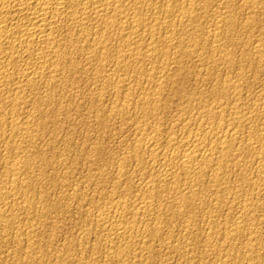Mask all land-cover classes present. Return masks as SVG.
<instances>
[{
	"label": "rangeland",
	"instance_id": "1",
	"mask_svg": "<svg viewBox=\"0 0 264 264\" xmlns=\"http://www.w3.org/2000/svg\"><path fill=\"white\" fill-rule=\"evenodd\" d=\"M205 1L207 3L208 8L205 11V13H204V10L202 12L200 11V13L205 15L204 16V15L201 14V19H200V21L202 22V23L200 22L201 26L203 24V26H202L203 28L201 27L203 30H206L207 27H208L207 29L209 30L213 26L214 21L216 20L215 17H217L219 14H223L225 12H228L231 15V18L229 20H227L228 22H226V24H229V25H226V30L227 31L224 34L221 43H222V46H224V51L225 52H227V51L231 52V53L234 52L232 54L233 57H234L233 66L228 67L227 65L225 66L224 62H219L221 65L218 64L216 66V68H212L211 65H210V60H209L210 59L209 54H208L209 51L208 52L205 51L203 56H201V55L199 56V55L195 54V55H193L194 57L193 56L188 57V58H191L193 61L188 59V58H186L184 61L182 60L185 63V64L183 62L181 63L182 69H183L182 71H181V69H178L179 67L181 68V65L179 63L176 64L172 59H169V60L165 61L166 63L164 62L163 65L167 64L169 66L167 67V65H165V67L164 68L162 67V70L160 69L159 71L166 72V76L171 74V75H169V79H167L166 77L164 78L163 75H158L157 73L159 71L155 72V74L154 73H150L151 71L149 72V69L151 70L153 68V66L149 62H145V61H141V60H133V61H130V63L133 66V64L136 62L137 64H134V65H136L135 67H137V68L135 69L134 66L133 67L131 66L132 68H130L129 72H128L130 74L127 73L126 75H129L128 77H131L133 79V80L131 79L133 84L131 83L132 85L128 86V88L130 87V90L134 93L133 94L134 96L132 95L134 98L133 99H132V97L126 98V96L124 94L125 93L124 91L121 92V90H120L119 91L120 93L117 94L114 91L112 92V90H111V92H110L109 89L107 91L106 90L104 91L101 88L102 85H101L100 81H101L102 78H100V76L102 74L104 75V74H106L108 72V70H109L108 63L109 62L117 61L116 58H115L118 55V52H116L118 50V47H116L117 44L109 52L110 53L109 57L110 58H111V56H114V57H112L111 59L109 58L108 62L103 64V66H102V63H100L92 54L87 55L86 52L84 54V53H81V52L79 53V52L76 51V46H77L78 49H80L82 47L83 48H87V46L89 45L90 41L88 42V44H87V41H85L83 39H82L83 40L82 41L80 39V37H77V35L79 33V30L76 29V28H72L70 30V32L68 33V34L71 33L72 35L75 34V36H76V37L75 36L72 37L73 38V40H72L73 43L72 44H74L76 42V41L74 42V37L77 40V42L78 41H80V42H78V44L72 45L73 47H71V45H70L71 43L69 41H67L71 37V34H70V36H67V37L65 36V39L62 42V46H64L62 49H63L64 52H67L69 56L72 53L71 57L74 54V56L72 57L74 59H75V55L77 56L76 57V60H77L76 68L78 67V69L71 68L69 66V64H71L69 62L71 60V57H69L67 55V59H66L67 63L65 62L67 68L65 70V74H62L64 77L62 75H61L62 77L59 76V78L60 79L62 78V79L61 80L58 79V81H59V82H57L58 86L56 85L53 90H52L51 86H49V88H51V90H49V93L47 95V92H48L47 90L49 88L46 89V87L48 85H50V83H49V81H47L48 80L47 76H44L43 77L44 79L40 78L41 80L39 79V81H38L39 84L37 83L38 84L37 86H39V87L36 86L35 89H33L31 91H29V89H28V91L26 90V92H25V98H26L25 100L26 101L24 100V102L21 104V106H18V114H19L18 116H19L20 119L23 118V115H24V118H26V116H28V118L32 117V118H30V119H32L31 121H33V120L35 121V122L33 121V125L31 127L32 138L30 139V141L33 144L29 143L30 141L28 142L29 144L28 143L24 144L25 150H26V151L25 150L24 151L26 153L15 149L16 147H13V149H12L11 146H12L14 140L18 141V140L21 139V137L18 134L13 137V140H12V138L9 137L8 129L11 126V124H9L11 120L8 119V118H10L8 115H10V111H11L10 109L11 108L9 109V107L6 104H5L6 105L5 107H4L3 104H0V107H2V106L4 107V108L3 107L1 108V111L5 110V109L6 110L9 109L8 110L9 112L8 111L6 112V110L3 111V112H5L4 113V117L6 118L5 119L6 121L5 120L4 121L7 123L8 127L6 126V123L4 121H2L3 124L0 123V129H1L0 130L1 131L0 132V156H1L0 157V163H1L0 164L1 165L0 166V174H1L0 175V178H1L0 179V185H1L0 188L1 189L4 188V190L2 189L3 190V199L4 198H6V200L9 199L10 196H11L10 194L12 193L11 189L9 188L10 185L6 184L8 180L10 181V176H11L10 173L7 171L8 170L7 168H10V166L12 165L13 160H14V162L15 161H20V160H22L24 158H28L30 156L28 158L31 161L30 162V166H29L28 170H26L30 174L29 173L28 174L27 173H23L25 175L22 174L23 175L22 177L24 179H26V180H27L28 177H30V178H28L30 180L29 181L27 180L30 185H29V187L27 189L26 188L24 189L26 192L24 190L23 191H24V194H26V196L29 194L30 197L32 199H34L33 206L34 205L35 206L33 207V209H35V207L37 208L35 211L32 209L30 213H24V212H20L19 213V212L16 211L17 219H15V222L13 221V223H12V222L9 221V224L4 223V222L0 223V264H95V263L96 264H117V263L118 264H185V262H186V264H219L220 260H224V259H225L224 261L226 263H228V264H233V263L234 264H248L247 258H246L247 257V253H248V255L249 254H251V255L253 254L252 251H251L252 243L249 240V239H251V235L248 236L249 233L248 234L244 233L243 235L237 236L238 238L235 237L236 239L234 238L235 239V240L233 239L234 241L233 240H230V241L229 240H224L222 231L219 228L220 226H223V225H225V226H227V224L231 225L233 222L236 221L237 214L235 213V209H233V208L238 206V203H242L243 200L244 201L246 200L247 203L250 202V204H254V206L256 207L255 209H257L256 210L257 214L255 213L256 215L255 214L251 215L253 217H249V219H247V222H248L247 224L250 227H253V228L257 227L256 233H258L257 236H258V239H259V245H258L259 247L258 246L255 247V251H257L258 253L253 254V255L257 256L259 254L258 255L259 259L257 260L258 261L257 264H264V239H263L264 238V219H263L264 218V214H263L264 213L263 212L264 211V192H263L264 191V186L259 189L257 187H254L253 185H250V186L248 185L247 186V184H244L241 181V179L239 180L240 177L236 176L238 174V170L236 168L232 170V167L234 168V164H235L234 162L230 161L229 168H231V169L228 170L229 171L228 174H230V175H228V178H227V181H226L228 186H230V188L232 187L231 191H228V190L224 191V190H220V189L217 190L213 185L210 184V182H208V179H207V181L205 183H202L201 188L205 189V187H206V189H207V186H208V188L210 186V189H207L208 191L205 189L209 195L206 193V195H205L206 199H204L202 203H200V202H197V204L193 203L192 204L193 206L191 205L187 209L186 208L185 209H181L180 206L177 207V206L173 205V203L175 201L174 199L176 198V194H174L173 190H171L170 193H166L167 196H165L166 194H164L163 196L160 195V196L152 199L151 202H153V200H154L153 204L151 203L153 206L150 204L151 205V209H153L152 210V213H153L152 216H148L142 210L144 197H146V195H148V193L146 194V192H148V183L154 180L153 178H155V176L158 174V172H160V168L158 167L157 164H155V162H153L150 158H148L149 157L148 155H144L140 159V160H143V161H140L141 163H138L136 157L134 156L135 155L134 154L135 150H133V147H134V149L136 148L135 145L137 144V140H138L137 134H135V133H137V131H134V130H136L137 127H145V128H148V129H151V128L154 127V129L155 128L158 129V130L161 129V131L165 132L164 136L162 137L163 139L167 136V134L168 135L172 134L171 136H173L175 134H176L175 136H178V135L182 136V134L183 135H187V132L184 129H182V126H184L183 124H185L186 121L189 122L188 118L190 119V121L193 119L191 121L192 124H193L196 121L203 119V115L205 114V112H202V111L207 110V106H208V108L209 107L211 108V107H215L216 105L220 106V104H222L221 107H223V108L218 109L219 111L217 110V112H216L217 115H216V118L214 120L216 123H214V121L211 122V124L213 123L212 124L213 127L219 126L218 125L219 123L220 124L222 123V125H224V124L227 125V124H229V123H227L228 121H231L230 123H232L233 122L232 118L229 115L233 114L234 112L235 113L238 112V110L239 111L243 110V111H241L242 112L241 114H243V113H245L247 111L248 112H255L257 114V116L254 117L256 119L253 120L254 121V126L255 127L257 126V129L260 130V133L263 134V136H264V110H263L264 109V107H263L264 106V61H263L264 60V58H263L264 57L263 56L264 53L262 55L263 57L257 56L255 54V51L253 50L254 47L257 45V43H260V44H262L264 46V0H260V1L259 0H245V1L244 0H237V2H236V0H233V2L231 4L232 6H228V8H230V10L228 8H226L225 5L221 4L220 0H214V2H212L213 0H211V1L210 0L209 1L205 0ZM246 1L247 2H250V1L252 2L253 1L255 3V6L257 4V6L255 7V10L252 9V10L249 11L248 9H244V8L242 9V7H243V5H244V3ZM211 2H212V4H211ZM259 2L263 6H261ZM209 4H210L211 8H209ZM202 5H204V3ZM211 5L214 6L215 8L212 7ZM217 5H218V7H216ZM259 5H260V7H259ZM219 6H221L222 8L219 7ZM233 6H235V8L236 7L237 8L235 9ZM220 8H221L222 11L220 10ZM214 9H218V10L213 11ZM224 9L227 10V11H225ZM235 10H236V12H235ZM223 11H225V12H223ZM215 12H216V14H215ZM213 13L215 14V17H214ZM206 15H209V16H206ZM250 15H252V16H250ZM235 17H236V19H235ZM244 18H245V20H244ZM207 19H208V21H207ZM233 19H234V21H232ZM230 20H231V24H230ZM236 21L237 22L239 21L238 22L239 27H236V26H238V24H236L237 23ZM244 21H245V23H244ZM209 22H212V23H209ZM207 23H208V25H207ZM230 28H232V29H230ZM238 29H240V30H238ZM228 30H230L231 32L228 31ZM234 31H236V32L234 33ZM227 32L228 33L230 32L229 35H228ZM163 34H165V32H163ZM232 34H235V35H232ZM168 37H171L172 39H174V41H177V40H179L180 35H178V34H173V35L169 34ZM134 41H138L137 42V43H139L138 46L142 47V49H143V47L146 46V42L144 40L142 41V40L135 39ZM84 42L87 44V46H85L86 44H84ZM225 42H227V44ZM254 42H255V45H254ZM142 43H144V44H142ZM228 43L230 44L229 46H228ZM234 43L237 44V45H235ZM239 43H240V46H239ZM82 44H83V46H82ZM162 46L164 48H167L166 46H168V44L164 42V43H162ZM237 46H239V47H237ZM68 47L70 49H68ZM230 47H233V49L231 50ZM74 48H75V50H74ZM65 49H67V50H65ZM114 49H116V51H113ZM206 50H208V49H206ZM69 52H70V54H69ZM127 52L128 51H126V50L123 51V53L125 55L131 53V52H128V53ZM242 52H243V54H242ZM253 53H254L255 56L253 55ZM249 54H251V56ZM247 55H249V58L247 57ZM244 56H246V57H244ZM256 56H257V58H256ZM89 57H91V58H89ZM199 57H200L201 60L199 59ZM219 57L220 56H218V59H219ZM260 57H261L262 60L260 59ZM157 58L158 59L156 61L159 62L157 64H160V63L163 62L162 58L161 59L159 57H157ZM112 59H114V60H112ZM258 59H259V61H258ZM90 60L92 62L94 60H97V61H94L95 63L90 64V63H92ZM256 60H257L258 64L256 63ZM170 61H171L172 64L170 63ZM198 61H199V63H197ZM139 62H141V63H139ZM155 63L153 64L154 66H155ZM139 64H141V65H139ZM239 64H240V66H239ZM98 65L99 66L101 65V67H103V69L101 67H99ZM105 65H106V67H105ZM147 65H149V66H147ZM150 65H151L152 68L150 67ZM178 65H180V66L178 67ZM246 65L247 66L249 65L248 68H247ZM139 66H141V67L143 66V67L141 68ZM170 66H172V67L170 68ZM200 66L201 67L207 66V68H205V67L201 68ZM234 66H235V68H234ZM173 67H174V69H172ZM227 67H228L229 71L231 70L230 72L226 71ZM251 67H253V68L250 69ZM144 68L147 69V70H145ZM187 68H189V69H187ZM208 68L210 69L209 72L207 71ZM230 68H232L233 70L230 69ZM245 68L247 69L246 72H245V70H246ZM257 68H259L260 70L257 69ZM72 69L74 70L73 74H75L77 72L78 73L75 74V75H72V71H71ZM100 69H102V70H100ZM131 69H133V71ZM249 69H250V72L248 71ZM137 70H139V71H137ZM171 70H173V71L171 72ZM239 70H241V71H239ZM97 72H98V74H97ZM99 72L102 73V74H100ZM139 72H141L140 75L139 74L137 75V73H139ZM240 72L241 73L243 72V73L241 74ZM123 73L124 72H121L120 75L123 74ZM148 73L151 74V75L152 74L154 75V76H152L153 80L151 79V81H154V83H162V84H164L163 82H165V84L168 83V84H166L165 88L163 89L164 91L162 90L163 93L161 94V96L157 97V102H156V99H155V101H152V102L157 103L156 107H158V109L156 111V114L154 116H156L158 113H160V115L158 114V116L155 117L157 120L154 119V116H151L150 114L147 115L143 111L144 100L141 97H143L144 94L152 95V91L153 90L155 91L154 87H152V85L154 84L153 82H151V84L153 83L151 85L146 80L144 81V77H147L149 75ZM69 74L72 75V76H70ZM173 75H175L176 77L173 76ZM67 76L68 77L70 76V77L68 78ZM66 77H67V79H66ZM153 77H155V78H153ZM224 77H226V78H224ZM70 78H73V79H70ZM137 78H139L140 80L137 81ZM160 78L162 80L161 82H159ZM172 78H173V81H171ZM219 78H220V81H219ZM232 78H233V80H232ZM235 78H237V79L235 80ZM45 79H47V80H45ZM64 79H66V80H64ZM69 79L73 80V81H70ZM225 79L229 80V82H230L228 86H227V84H225ZM193 80L194 81L196 80V81L194 82ZM221 80H223L224 82L221 81ZM140 81H142L141 84H140ZM44 82L47 83V84H44ZM61 82H63L64 84L61 83ZM65 82H66V84H65ZM146 82L149 84L147 86V88H146V85H147ZM217 82H220V83H217ZM235 82H237L239 84V86L242 85V86H240L238 92H235L234 90L232 91L231 86H230V84L235 83ZM60 83L62 85H60ZM71 83H72V85H71ZM216 84H218V85H216ZM219 84L221 85V88H220ZM65 85H67V86H65ZM215 85H216L217 89H219L220 92L217 93V89H216ZM59 86H61V87L59 88ZM167 86H169V87H167ZM63 87H64V89H63ZM96 87L98 89H100V93H99V91L97 92L98 89H96ZM71 88H72V90H71ZM143 88L145 90L146 89L147 90L145 91ZM212 88H214V89H212ZM151 89H153V90H151ZM220 89H222V90H220ZM65 90H66V92H65ZM142 90H144V91H142ZM32 91H35V92L32 93ZM141 91L144 92V93H142ZM147 91H149V92H147ZM225 91L226 92L228 91L227 93H228L229 97L227 96V93ZM132 92H131V94H132ZM145 92H147V93H145ZM31 93H32V95H30ZM50 93H52V94L50 95ZM61 93H63V94H61ZM238 93H239V95H238ZM55 94H56V96H55ZM99 94H102V95L99 96ZM225 94H226V96L224 97ZM216 95H217V98H216ZM45 96H46V98H45ZM173 96H175V97H173ZM214 96H215V98H214ZM199 97H201V98H199ZM51 99H54V101L51 100ZM128 99L132 100V101L129 102ZM137 99H139V100H137ZM220 99H221V101L223 103H218V102H221ZM235 99H237V100H235ZM134 100H135V102H134ZM140 100H141V102H140ZM65 101H67V102H65ZM165 101H166V103H165ZM213 101L216 103V105H215V103L213 104ZM230 101H232V102L229 103ZM259 101H260V104H259ZM126 102H128V103H126ZM210 102H212V103H210ZM235 102L237 104H234ZM188 103H189L190 106L188 105ZM239 103H240V105L242 103H244V104L240 106ZM257 103H258L257 106H259V107L256 106ZM29 104L32 105L31 106L32 109L30 108ZM174 104H176V105H174ZM202 104H204V105H202ZM223 104H226V106L227 105H229V106L226 107ZM130 105H132V106H130ZM114 106H115V108L117 107L118 109L116 108V110H115ZM128 106L132 107V109L131 108L129 109ZM135 106H136V108H134ZM159 106H160V109H159ZM164 106L165 107L167 106V108H165ZM203 106L206 107V108H204ZM243 106L246 109L243 108ZM181 107H183V108H181ZM26 108H28V109H26ZM109 108H111L112 110L109 109ZM120 108H121V110H120V113H119V109ZM19 109H20V111H19ZM61 109H62V111H61ZM223 109H225L224 110V112L226 114V115L224 114L225 116L221 115V111ZM28 110H32V111L30 112ZM125 110H126V112L129 111V112H127L128 114L125 112ZM131 110H133V112ZM158 110H160V112H158ZM169 110H171V111H169ZM261 110H262V112H261ZM141 111H143V112H141ZM27 112H30V113H27ZM164 112H165V114H163ZM182 112L184 113V116L182 115L183 114ZM198 112L199 113L201 112L200 113L201 116L199 115ZM230 112H232V113H230ZM31 113H33V114L31 115ZM43 113H44V115H43ZM142 113H143V115H142ZM125 115H128V116H125ZM51 116H52V118H51ZM100 116H101V118L104 117L106 120L104 118H102V121H104V122H102L100 120L101 118L99 119ZM226 116L228 118H226ZM34 117L35 118L37 117V118L34 119ZM133 117L134 118L136 117V118L134 119ZM58 118L60 120H58ZM97 118H98V120H97ZM219 118H220V122H219ZM224 118L227 119V120H225ZM261 118H263V119H261ZM42 119H44V120H42ZM181 119H182V121H181ZM216 119L218 120L219 123L217 122ZM257 119H258V121L256 122ZM145 120L147 121V124H146ZM177 120H180V121H177ZM53 121H54V123H53ZM222 121H224V122L227 121V122L224 123ZM4 123H5V126H4ZM155 123H156V126L155 125L153 126V124H155ZM158 124H160V125H158ZM133 125H134L135 128L133 127ZM148 125H150L149 126L150 128L148 127ZM4 127H7V129L4 128ZM42 127H44V128H42ZM37 128H38V130H37ZM169 128H171V129H169ZM36 132L40 133V135L36 134ZM184 133H186V134H184ZM6 134H8V135H6ZM36 137H38V138H36ZM35 141H36V143H35ZM26 144H28V145H26ZM27 146H29V148ZM34 146L36 148H34ZM1 147H2V149H1ZM7 149H9V150H7ZM43 150H45L46 152L43 151ZM132 150H133V152H132ZM46 153L48 155H45ZM94 153H95V155H94ZM7 154H8V156H7ZM39 154H41V155H39ZM92 154H93V156H92ZM130 154L131 155L133 154V156L135 158L133 156L131 157ZM58 155H60L59 156L60 158L57 157ZM125 155L127 156V158H126ZM20 158H22V159H20ZM32 158H33V160H32ZM92 159H93V161H92ZM230 159L232 161L234 160L233 158H230ZM144 160H145V162H144ZM249 160H247L248 161L247 167H248V170L252 168L251 169L252 170V174L254 175L255 178L251 174V170H249V174H250V177L255 180L257 173L254 170H256V167L258 166V163H257L256 159L255 160L253 159V160H250V161ZM128 161L130 162V164H129ZM124 162H125V164H124ZM135 162H136V165H135ZM150 162H152V163L150 164ZM32 164H34V165H32ZM62 164L64 165L63 167H62ZM65 164L67 166H69V167H67ZM70 164H72V165H70ZM120 164L123 165V166H121ZM138 164H139V166H138ZM254 164H256V165H254ZM53 165H54L55 168L53 167ZM126 165H128V167ZM125 166L127 168L126 169L127 170L126 171L127 174L125 176L126 178L125 177H120L119 169H121V167L123 168ZM31 167L34 169V170L32 169L33 172H32V170L30 171ZM150 167H151V169H150ZM153 167H155V168H153ZM47 168H49V169H47ZM98 171H100V172H98ZM2 172H3V174H2ZM45 172H46V175H45ZM39 173L41 174V177H40ZM133 173H135V174H133ZM127 175H129V176H127ZM3 176H4V178H3ZM118 176H119L118 179L121 180V181H119L117 179ZM122 178H124V179L122 180ZM147 179H148L149 182H147ZM141 180H142V182H141ZM144 181H145V183H144ZM65 182H67V183H65ZM117 182L118 183L120 182V184H119L120 186L117 184ZM34 183H36V184H34ZM207 183H209V184H207ZM205 184H206V186H205ZM5 185H7L8 188H7V186L5 187ZM124 185H125L126 188H124ZM113 187H115V188H113ZM145 187L147 189H145ZM201 188H200V190H202ZM156 189H157V187L155 188V191H159L160 190V189H158V190H156ZM114 190H116V191H114ZM134 190H135V192H134ZM184 190H185V188H183V191ZM5 191L8 192V193L5 194L4 193ZM33 191H34V193H33ZM183 191H182L183 195H184V193H186V194L189 193V191L187 189L185 191H188V192H183ZM9 192H10V194H9ZM28 192H30V193L32 192L33 195L28 193ZM65 193H66V195H65ZM210 193L211 194L213 193V194L211 195ZM214 193H216V194H214ZM221 194H223V195H221ZM29 195L27 197H29ZM108 195H110V196H108ZM6 196H8V197H6ZM222 196L225 197V200H222V199H224V197H222ZM126 197H127V200H126ZM217 199H218V202L216 201ZM9 200H7V201L10 202V204H11L12 201H11V199H9ZM92 200H93V202H92ZM104 200H105V202H104ZM219 201H220V203L222 202V205L219 203ZM117 202H122L123 205H125L127 203L126 204V209L128 207H129V209L131 208L130 210L128 209V212L129 213L132 212L135 215L138 214L137 218H138V220L140 219L139 221L143 220L145 222L147 220L145 222V224L149 223L148 224L149 227H153L154 224H155V226H158V224H160L159 226L162 228L164 233L162 231L161 235L159 234L158 237L160 238V236H162V239L161 238L159 239L157 236H153L152 237V236H149L147 234L146 235L143 234L141 232V230H142L141 229L142 227H141L140 228L141 229L140 232L142 234L140 232H138L137 233L138 236L136 238H134L132 241H130V243L126 244L125 246L121 247L120 249L112 248L110 246V244H109V240L106 237L107 231H105L106 229H105V227L102 225V223L100 221L101 220L100 216H101V214H103V213L105 214V212H106L107 215L105 214V217H107L108 213L111 210V205L114 204V203H117ZM233 202H234L235 205L233 204ZM236 203H237V205H236ZM127 205H128V207H127ZM131 205H133L135 208L131 207ZM139 205H140V207H139ZM42 206H43V208H42ZM46 206H48V207H46ZM106 206H107V209H106ZM155 206H157V207H155ZM109 208H110V210H109ZM157 208L159 209L158 211H157ZM217 208L219 210H217V213H216L215 209H217ZM192 210L194 212H192ZM135 211H136V213H135ZM111 212H112V210H111ZM113 212H112V214H113ZM189 212H191V213H189ZM35 213H36V215H35ZM141 213H142V217L140 215ZM160 215H161V217H160ZM130 216L132 217V214H130ZM143 216H145V218ZM165 216L168 217V218H166ZM255 216H257V217H255ZM90 219L92 221H90ZM231 219H232V221H231ZM253 219H255V220H253ZM34 221H35V223H34ZM158 221L161 222V223H159ZM249 221H251V222H249ZM23 222H25V223H23ZM98 222L101 223V224H99ZM254 223H255V225H254ZM150 224H152V225H150ZM194 224H196V225H194ZM210 224H214L217 227V229H218L216 231V233H217L216 236H214V238L211 239V240H209L208 236H207L208 235L207 234L208 233V228H209ZM218 224H219V226H218ZM187 225L189 227H192V226L195 227L196 226L194 228L195 231L193 230V227L189 228V227H187ZM3 226H4V228H3ZM27 227L28 228L32 227V228L28 230ZM206 228H207V230H206ZM17 229H19L20 231L17 230ZM198 229H199V231H198ZM259 229H261V231ZM26 231L28 232V234H27ZM88 232H91V233L88 234ZM104 232H106V233H104ZM193 232H194V234H193ZM170 234H171V236H170ZM139 235H142V236H139ZM252 236H255V235H252ZM188 237H190V238H188ZM260 237H262V238H260ZM17 239H18V241H17ZM135 240H136V242H134ZM143 240L146 241V243H148V245L144 246L142 244ZM207 240H208V242H207ZM249 241H250L251 244L249 243ZM137 243L138 244L140 243V245H138ZM131 244L133 245V247H132ZM154 244L156 245V247H155ZM129 245H130V247H129ZM185 245H186V248L183 247ZM248 245H250L251 248ZM176 247H179V250H177ZM189 247H190V249H189ZM235 247H237L236 248L237 250H234ZM126 248H129V249H126ZM134 248H136V249H134ZM184 248L188 249V250H185ZM122 249L124 251L126 249V251H125L126 253ZM137 249H138V251H137ZM158 249L159 250L162 249V250L159 251ZM212 249H214V250H212ZM183 250L186 251L188 254L186 252H183ZM189 250H190V252H189ZM191 250H192V252H191ZM209 250H210V252H208ZM170 251H171V253H170ZM236 251L237 252L239 251L240 255L242 257L246 256L245 257L246 261H244V258L241 259L240 256H238V254L236 253ZM178 253H180V254H178ZM107 256H108V258H107ZM128 256H130V257H128ZM100 257H101V259H100ZM115 259H117V260H115ZM131 259H132V261H131ZM238 259H240L239 260L240 262L238 261ZM105 262H107V263H105Z\"/></svg>",
	"mask_w": 264,
	"mask_h": 264
},
{
	"label": "bare ground",
	"instance_id": "2",
	"mask_svg": "<svg viewBox=\"0 0 264 264\" xmlns=\"http://www.w3.org/2000/svg\"><path fill=\"white\" fill-rule=\"evenodd\" d=\"M209 1V0H208ZM211 1V0H210ZM221 4L225 5L226 8H228V6H232V2L233 0H220ZM245 1V0H244ZM260 1V0H259ZM214 2V0L212 1ZM211 2V4H212ZM237 2V0H236ZM243 2V1H242ZM204 3V5H202ZM216 3V2H215ZM239 3V2H238ZM260 3V2H259ZM220 4V5H221ZM236 4V3H235ZM238 5V4H237ZM261 5V3H260ZM259 5V7H260ZM212 6V5H211ZM240 6V5H239ZM257 6V4H256ZM255 3L252 1L250 2H245L242 9H248L250 10H255ZM263 6V5H261ZM214 7V6H212ZM218 7V5L216 6ZM221 7V6H219ZM235 8V6H233ZM232 7V8H233ZM208 6L206 1L204 0H0V104H3L4 107L7 105L9 107L10 111V115H8L11 121L9 124H11V126L9 127L8 131H9V137L12 138L15 135H20L21 139L16 141L14 140L13 144H12V149L13 147H16L15 149L25 152V143H28L30 141V139L32 138V134H31V127L33 125V121H31L32 117L28 118V116H26V118H19V114H18V106H21V104L24 102L25 98V92L26 90L31 91L33 89H35V87L39 84L38 81L39 79L43 78L44 76H47L50 85H48L46 87L49 88V86H51L52 90L55 88V86L57 85V82L60 77H62V74H65V70H66V59H67V52L63 51V47L62 46V42L65 39V36H70V34H68L70 32V30L72 28H76L79 30V33L77 35V37H80V39L87 41H90L89 45L87 46V44L84 42V44H86L85 46H87V48H83V44H82V48L78 49L76 46V51L77 52H81L84 53L86 52L87 55L92 54L100 63L103 64L107 63L109 60V52L116 46L118 47V50L116 51V49H114L113 51L118 52V55L115 57L117 61H113V62H109L108 66H109V70L106 74H102L100 76L101 79V85H102V89L105 91H107L108 89L112 90V92H116L117 94H119L120 90L121 92L124 91L126 98L132 97V99L134 98L133 96V92L130 90V87L128 88V86L132 85V78L128 77L129 75H126L129 72V69L132 68L133 66L135 67L137 64L136 62L133 64V66L131 65L130 61L133 60H141V61H145V62H149L153 68L151 70L149 69L150 73H154L159 71L160 69L162 70V67L164 68L165 65L164 62L172 59L176 64L179 63L181 65V63L188 57H191L195 54L197 55H204L205 51H209V57H210V65L212 68H216V66L218 64H220L219 62H224L225 66L227 65L228 67L233 66V53L231 52H225L224 51V46H222V38L224 36V34L226 33V22H228L227 20H229L231 18L230 13L225 12L223 14H219L217 17H215V21L213 26L208 30L206 28V30H203L201 24H200V19H201V14L200 11L202 12L204 10H207ZM209 8L210 4H209ZM215 8V7H214ZM222 8V7H221ZM220 8V10H221ZM237 8V7H236ZM235 8V9H236ZM262 8V7H261ZM213 9V8H212ZM219 9V8H218ZM218 9H214L218 10ZM230 10V8H228ZM209 10V9H208ZM219 10V11H220ZM240 10V9H239ZM257 10V9H256ZM222 11V10H221ZM220 11V12H221ZM242 11V10H241ZM248 11V12H249ZM218 12V11H217ZM236 12V10H235ZM244 12V11H243ZM247 12V11H246ZM212 13V12H211ZM210 13V14H211ZM245 13V12H244ZM251 13V12H250ZM255 13V12H254ZM207 14V13H206ZM218 14V13H217ZM240 14V13H239ZM252 14V13H251ZM204 15V14H202ZM248 15V14H247ZM255 15V14H254ZM205 16V15H204ZM209 16V15H206ZM212 16V15H211ZM233 16V15H232ZM237 16V15H236ZM252 16V15H250ZM249 16V17H250ZM241 17V16H240ZM261 18V17H260ZM236 19V17H235ZM247 19V18H246ZM206 20V19H205ZM245 20V18H244ZM250 20V19H249ZM208 21V19H207ZM234 21V19L232 20ZM237 22V21H236ZM239 22V21H238ZM238 22L236 24H238ZM202 23V22H201ZM212 23V22H209ZM235 23V22H234ZM245 23V21H244ZM243 23V24H244ZM230 24H231V20H230ZM208 25V23H207ZM205 26V25H204ZM233 26V25H232ZM202 27V28H201ZM210 27V26H209ZM228 27V26H227ZM239 27V24L238 26ZM246 27V26H245ZM205 28V27H204ZM242 28V27H241ZM240 28V29H241ZM232 29V28H230ZM235 29V28H234ZM238 29V30H240ZM75 30V29H74ZM236 30V29H235ZM252 30V29H251ZM250 30V31H251ZM230 31V30H228ZM237 31V30H236ZM234 31V33L236 32ZM163 32H165V34H163ZM231 32V31H230ZM229 32V33H230ZM241 32V31H240ZM239 32V33H240ZM249 32V31H248ZM228 33V32H227ZM228 33V35H229ZM171 34H178L180 35L179 40L174 41V39H172L171 37H168V35ZM235 35V34H232ZM73 36L71 34V37L67 40L69 41L71 44V47H73L72 45L74 44H78V41L75 39L74 37V44L73 43ZM231 36V35H230ZM247 36V35H246ZM248 37V36H247ZM178 38V37H177ZM176 38V39H177ZM226 38V37H225ZM224 38V39H225ZM242 38V37H241ZM244 38V37H243ZM253 38V37H252ZM262 38V37H261ZM135 39L138 40H144L146 42V46L143 47H139L137 43L138 41H134ZM249 39V38H248ZM79 40V39H78ZM82 40V41H83ZM231 40V39H230ZM237 40V39H236ZM244 40V39H243ZM262 40V39H261ZM81 41V42H82ZM235 41V40H234ZM238 41V40H237ZM68 42V43H69ZM167 43L168 46H166L167 48H164L162 46V43ZM240 42V41H239ZM253 42V41H252ZM227 44V42H225ZM247 43V42H246ZM144 44V43H142ZM235 44V43H234ZM252 44V43H251ZM141 45V44H140ZM230 44L228 43V46ZM237 45V44H235ZM234 45V46H235ZM247 45V44H246ZM253 45V44H252ZM255 45V42H254ZM253 45V46H254ZM240 46V43H239ZM237 46V47H239ZM249 46V45H248ZM66 47V46H65ZM126 48V49H125ZM231 50L233 49V47H230ZM235 48V47H234ZM68 49H70L68 47ZM128 51L131 52L129 54H124L123 51ZM208 49V50H206ZM253 49V48H252ZM67 50V49H65ZM75 50V48H74ZM230 50V49H229ZM255 51V54L257 56H261L263 57V53H264V46L260 43H257V45L254 47L253 49ZM248 51V50H247ZM71 52V51H70ZM69 52V54H70ZM127 52V53H128ZM253 52V51H252ZM236 53V52H235ZM76 54V53H75ZM112 54V53H111ZM243 54V52H242ZM72 53L70 54L69 57H71ZM219 59H218V56ZM238 55V54H237ZM251 56V54H249ZM249 55H247V57L249 58ZM254 55V53H253ZM263 55V56H262ZM74 56V54H73ZM72 56V57H73ZM111 56V55H110ZM255 56V55H254ZM256 56V58H257ZM71 57V60L69 61L71 64H69V66L71 68H76L77 66V60H76V55H75V59ZM92 57V56H91ZM89 57V58H91ZM114 56H111V58ZM157 57H159L160 59L162 58L163 62L160 64H157L159 62H157L156 60L158 59ZM194 57V56H193ZM198 57V56H197ZM217 57V58H216ZM246 57V56H244ZM260 57V59H261ZM94 58V59H95ZM110 58V59H111ZM241 58V57H240ZM255 58V59H256ZM264 58V57H263ZM69 59V58H68ZM93 59V58H92ZM190 60H192L191 58H188ZM200 59V57H199ZM205 59V58H204ZM254 59V60H255ZM80 60V59H79ZM94 60V61H97ZM114 60V59H112ZM183 60V61H182ZM195 60V59H194ZM201 60V59H200ZM262 60V59H261ZM91 61V60H90ZM92 62L90 64H93L95 62ZM159 61V60H158ZM172 61V62H173ZM193 61V60H192ZM196 61V60H195ZM194 61V62H195ZM253 61V60H252ZM259 61V59H258ZM264 61V60H263ZM66 62V63H65ZM89 62V61H88ZM155 63V66L153 65ZM169 62V61H168ZM205 62V61H204ZM246 62V61H245ZM86 63V62H85ZM141 63V62H139ZM144 63V62H143ZM166 63V62H165ZM171 63V61H170ZM184 63V62H183ZM199 63V61L197 62ZM257 63V60H256ZM110 64V65H109ZM147 64V63H146ZM169 64V63H168ZM172 64V63H171ZM170 64V65H171ZM174 64V63H173ZM185 64V63H184ZM236 64V63H235ZM251 64V63H250ZM258 64V63H257ZM261 64V63H260ZM259 64V65H260ZM141 65V64H139ZM144 65V64H143ZM175 65V64H174ZM178 65V67L180 66ZM192 65V64H191ZM194 65V64H193ZM200 65V64H199ZM198 65V66H199ZM221 65V64H220ZM254 65V64H253ZM68 66V67H69ZM99 66V65H98ZM132 66V67H131ZM138 66V65H137ZM149 66V65H147ZM169 65H167L168 67ZM177 66V65H176ZM240 66V64H239ZM244 66V65H243ZM247 66V65H246ZM249 66V65H248ZM247 66V68H248ZM101 67V65L99 66ZM106 67V65H105ZM141 67V66H139ZM143 67V66H142ZM141 67V68H142ZM172 66H170L171 68ZM201 67V66H200ZM205 68H207V66H203ZM201 67V68H203ZM224 67V66H223ZM227 67L226 71H229ZM245 67V66H244ZM263 67V66H262ZM103 69V67H101ZM108 68V67H107ZM137 67H135L136 69ZM149 68V67H148ZM185 68V67H184ZM225 68V67H224ZM235 68V66H234ZM253 67H251L250 69H252ZM256 68V67H255ZM260 68V67H259ZM257 68V69H259ZM78 69V67L76 68ZM99 69V68H98ZM100 69V70H102ZM105 69V68H104ZM145 69V68H144ZM166 69V68H165ZM174 69V67L172 68ZM178 69H182V65L181 68L179 67ZM189 69V68H187ZM191 69V68H190ZM220 69V68H219ZM232 69V68H230ZM246 69V68H245ZM250 69L248 70L250 72ZM70 70V69H69ZM80 70V69H79ZM133 71V69H131ZM147 70V69H145ZM167 70V69H166ZM169 70V69H168ZM197 70V69H196ZM201 70V69H200ZM209 68H208V72H209ZM233 70V69H232ZM255 70V69H254ZM260 70V69H259ZM72 71V75L73 74V69ZM81 71V70H80ZM84 71V70H83ZM135 71V70H134ZM139 71V70H137ZM173 70H171L172 72ZM193 71V70H192ZM195 71V70H194ZM222 71V70H221ZM231 71V70H230ZM229 71V72H230ZM237 71V70H236ZM241 71V70H239ZM247 71V69L245 70V72ZM257 71V70H256ZM67 72V71H66ZM106 72V71H105ZM104 72V73H105ZM121 72H126L125 74H121ZM142 72V71H141ZM137 73V75L140 73ZM176 72V71H175ZM174 72V73H175ZM178 72V71H177ZM212 72V71H211ZM217 72V71H216ZM238 72V71H237ZM259 72V71H258ZM257 72V73H258ZM261 72V71H260ZM71 73V72H70ZM91 73V72H90ZM147 73V72H146ZM195 73V72H194ZM241 73V72H240ZM243 73V72H242ZM241 73V74H242ZM98 74V72H97ZM130 74V73H128ZM149 74V73H148ZM158 75H163V77L169 79V75L166 76V72L163 71H159L157 73ZM173 74V73H172ZM176 74V73H175ZM230 74V73H229ZM240 74V75H241ZM249 74V73H248ZM251 74V73H250ZM263 74V73H262ZM62 75V76H61ZM67 75V74H66ZM70 75V74H69ZM70 75V76H72ZM204 75V74H203ZM216 75V74H215ZM235 75V74H234ZM69 76V77H70ZM131 76V75H130ZM133 76V75H132ZM135 76V75H134ZM152 76H154L153 74H149L147 77H144V81L146 80L148 83L151 84V82L154 83V81H151ZM175 76V75H173ZM184 76V75H183ZM214 76V75H213ZM238 76V75H237ZM245 76V75H244ZM249 76V75H248ZM64 77V76H63ZM68 77V76H67ZM66 77V79H67ZM68 77V78H69ZM94 77V76H93ZM162 77V78H163ZM176 77V76H175ZM192 77V76H191ZM242 77V76H241ZM246 77V76H245ZM96 78V77H95ZM155 78V77H153ZM157 78V77H156ZM163 78V79H164ZM178 78V77H177ZM226 78V77H224ZM240 78V77H239ZM256 78V77H255ZM254 78V79H255ZM40 79V80H41ZM44 79V78H43ZM62 79V78H61ZM60 79V80H61ZM64 79V80H66ZM73 79V78H70ZM69 79V80H70ZM132 79V80H131ZM142 79V78H141ZM158 79V78H157ZM156 79V80H157ZM215 79V78H214ZM231 79V78H230ZM237 78H235L236 80ZM140 79L137 78V81H139ZM153 80V79H152ZM155 80V79H154ZM171 80V79H170ZM175 80V79H174ZM216 80V79H215ZM233 80V78H232ZM239 80V79H238ZM43 81V80H42ZM73 81V80H70ZM143 81V80H142ZM140 81V84L141 82ZM143 81V82H144ZM159 81V80H158ZM161 78L160 81L161 82ZM165 81V80H164ZM168 81V80H167ZM166 81V82H167ZM173 81V78L172 80ZM194 81V80H193ZM196 81V80H195ZM194 81V82H195ZM205 81V80H204ZM210 81V80H209ZM213 81V80H212ZM218 81V80H217ZM220 81V78H219ZM223 81V80H221ZM261 81V80H260ZM67 82V81H66ZM65 82V84H66ZM69 82V81H68ZM98 82V81H97ZM134 82V81H133ZM146 82V83H147ZM216 82V81H215ZM224 82V81H223ZM233 82V81H232ZM238 82V81H237ZM235 82L230 84L232 91L234 90L235 92H238L240 86L239 84ZM38 83V84H37ZM63 83V82H61ZM60 83V85H62ZM70 83V82H69ZM68 83V84H69ZM73 83V82H72ZM71 83V85H72ZM132 83V84H131ZM135 83V82H134ZM147 83V86L149 85ZM152 83V84H153ZM165 84V82H163ZM174 83V82H173ZM220 83V82H217ZM222 83V82H221ZM229 80L225 79V84H227V86L229 85ZM241 83V82H240ZM41 84V83H40ZM44 84H47L44 82ZM64 84V83H63ZM76 84V83H75ZM151 84V85H152ZM162 83H154L152 85V87H154L155 91L153 89L152 91V95H147L144 94L143 97H141L144 100L143 103V111L147 114V115H151L154 116L156 114V111L158 109V107H156L155 101L157 102V97H160L161 94L163 93L162 90L165 88V85ZM224 84V83H223ZM247 84V83H246ZM70 85V84H69ZM100 85V86H101ZM135 85V84H134ZM139 85V84H138ZM143 85V84H142ZM145 85V84H144ZM150 85V86H151ZM218 85V84H216ZM215 85V87H216ZM220 85V84H219ZM58 86V85H57ZM67 86V85H65ZM64 86V87H65ZM213 86V85H212ZM229 86V87H230ZM39 87V86H37ZM61 86H59L60 88ZM63 87V89H64ZM74 87V86H73ZM76 87V86H75ZM142 87V86H141ZM169 87V86H167ZM166 87V88H167ZM171 87V86H170ZM214 87V88H215ZM224 87V86H223ZM226 87V86H225ZM244 87V86H243ZM51 88H49L47 91V95L49 93V90H51ZM57 88V87H56ZM69 88V87H68ZM67 88V89H68ZM151 88V87H150ZM212 88V89H214ZM221 88V85H220ZM242 88V87H241ZM45 89V88H44ZM62 89V90H63ZM66 89V90H67ZM96 89H98L96 87ZM144 89V88H143ZM149 89V88H148ZM217 89V87H216ZM224 89V88H223ZM226 89V88H225ZM56 90V89H55ZM65 90V92H66ZM72 90V88H71ZM145 90V89H144ZM142 90V91H144ZM147 90V89H146ZM145 90V91H146ZM222 90V89H220ZM228 90V89H227ZM241 90V89H240ZM243 90V89H242ZM36 91V90H35ZM35 91H32L35 92ZM59 91V90H58ZM68 91V90H67ZM96 91V90H95ZM99 91L100 93V89L97 90V92ZM136 91V90H135ZM141 91V92H142ZM164 91V90H163ZM215 91V90H214ZM37 92V91H36ZM41 92V91H40ZM54 92V91H53ZM64 92V93H65ZM102 92V91H101ZM109 92V93H110ZM132 92V94H131ZM149 92V91H147ZM145 92V93H147ZM220 92L219 89H217V93ZM226 92V91H225ZM228 92V91H227ZM226 92V93H227ZM234 92V93H235ZM13 93V94H12ZM30 93V92H29ZM32 93L30 95H32ZM70 93V92H69ZM104 93V92H103ZM108 93V94H109ZM115 93V94H116ZM144 93V92H142ZM151 93V92H150ZM215 93V92H214ZM230 93V92H229ZM232 93V92H231ZM37 94V93H36ZM52 93H50L51 95ZM63 94V93H61ZM111 94V93H110ZM123 94V95H124ZM136 94V93H135ZM165 94V93H164ZM184 94V93H183ZM241 94V93H240ZM34 95V94H33ZM46 95V94H45ZM46 95V96H47ZM68 95V94H67ZM72 95V94H71ZM77 95V94H76ZM102 94H99V96ZM104 95V94H103ZM133 95V96H132ZM189 95V94H188ZM212 95V94H211ZM215 95V94H214ZM218 95V94H217ZM216 95V98H217ZM237 95V94H236ZM239 95V93H238ZM45 96V98H46ZM56 96V94H55ZM54 96V97H55ZM117 96V95H116ZM115 96V97H116ZM199 96V95H198ZM206 96V95H205ZM226 96V94L224 95V97ZM228 96V93H227ZM231 96V95H230ZM242 96V95H241ZM42 97V96H41ZM48 97V96H47ZM52 97V96H51ZM50 97V98H51ZM53 97V98H54ZM60 97V96H59ZM83 97V96H82ZM164 97V96H163ZM175 97V96H173ZM196 97V96H195ZM203 97V96H202ZM219 97V96H218ZM229 97V96H228ZM227 97V98H228ZM246 97V96H245ZM43 98V97H42ZM57 98V97H56ZM66 98V97H65ZM110 98V97H109ZM118 98V97H117ZM167 98V97H166ZM201 98V97H199ZM213 98V97H212ZM211 98V99H212ZM215 98V96H214ZM247 98V97H246ZM112 99V98H111ZM125 99V98H124ZM131 99V98H130ZM136 99V98H135ZM193 99V98H192ZM219 99V98H218ZM223 99V98H222ZM45 100V99H44ZM54 101V99H51ZM76 100V99H75ZM104 100V99H103ZM119 100V99H118ZM129 100V99H128ZM127 100V101H128ZM139 100V99H137ZM202 100V99H201ZM230 100V99H229ZM237 100V99H235ZM248 100V99H247ZM26 101V100H25ZM38 101V100H37ZM40 101V100H39ZM64 101V100H63ZM132 100H129V102ZM190 101V100H189ZM194 101V100H193ZM221 101V99H220ZM225 101V100H224ZM44 102V101H43ZM67 102V101H65ZM117 102V101H116ZM135 102V100H134ZM137 102V101H136ZM141 102V100H140ZM160 102V101H159ZM170 102V101H169ZM182 102V101H181ZM228 102V101H227ZM232 101H230L229 103H231ZM237 102V101H236ZM234 104H237V103ZM239 102V101H238ZM250 102V101H249ZM28 103V102H27ZM35 103V102H34ZM46 103V102H45ZM50 103V102H49ZM53 103V102H52ZM63 103V102H62ZM121 103V102H120ZM128 103V102H126ZM132 103V102H131ZM166 103V101H165ZM171 103V102H170ZM212 103V102H210ZM215 102L213 101V104ZM218 103H223L218 102ZM6 104V105H5ZM25 104V103H24ZM23 104V105H24ZM31 104V103H30ZM29 104V105H30ZM48 104V103H47ZM70 104V103H69ZM74 104V103H73ZM130 104V103H129ZM128 104V105H129ZM164 104V103H163ZM173 104V103H172ZM182 104V103H181ZM180 104V105H181ZM244 103H242L241 105H243ZM260 104V101H259ZM159 105V104H158ZM157 105V106H158ZM176 105V104H174ZM183 105V104H182ZM189 105V103H188ZM204 105V104H202ZM206 105V104H205ZM216 105V103H215ZM222 104H220V106H215V107H209L207 106V110H205L204 107L203 109L205 111V114L203 115V119L196 121L195 123L192 124V120L190 121V119L188 118L189 122H185V124H183L184 126H182V129H184L187 132V135H183L182 136H171L168 135L163 139L162 137L164 136L163 131H161V129H148L145 127H137L136 130L137 131V144L135 145L136 148L133 150H135V157L138 161V163H141L140 160L144 155H148L153 162H155V164L158 165V167L160 168V172H158V174L155 176V178H153L154 180L149 182L147 179L148 183V192H146V194L148 193V195H146V197H144V202H143V208L142 210L144 211V213H146L148 216H152V210L151 209V205L153 204L152 199L158 197V196H163L166 193H170L171 190H173V193L176 194V198L173 200L174 203L173 205L175 206H180L181 209H187L188 207H190L193 203L200 202L202 203L205 198V195L207 193V189H210V186L207 189L205 187V189H202V183H205L208 179V182H210L211 185H213L217 190H224V191H231L230 186H228L227 184V178H228V174L229 173V164L230 161L234 162V168L233 169H237L238 170V174L236 176L240 177L239 180L241 179V181L244 184H247V186L249 185H253L254 187L257 188H261L264 186V136L263 134L260 133V130L257 129V126H254V117L257 116V114L255 112H245L243 114H241L243 110L238 112H234L233 114H228L231 118H232V123H230L231 121H226L227 125H222V123L220 124V117L219 118V122L217 120V122L219 123L217 127H213L211 122L215 120L216 115H217V110L221 109L223 107H221ZM226 106V104H223ZM240 105V103H239ZM240 105V106H241ZM248 105V104H247ZM258 105V103L256 104V106ZM27 106V105H26ZM32 105H30L31 108ZM132 106V105H130ZM138 106V105H137ZM163 106V105H162ZM168 106V105H167ZM167 106L165 108H167ZM190 106V105H189ZM192 106V105H191ZM201 106V105H200ZM229 105H227L226 107H228ZM255 106V105H254ZM263 106V105H262ZM3 107V106H2ZM0 107V123H2V121H4L6 118L4 117V113L3 111H1ZM3 107V108H4ZM25 107V106H24ZM45 107V106H44ZM54 107V106H53ZM90 107V106H89ZM96 107V106H95ZM129 107V106H128ZM127 107V108H128ZM169 107V106H168ZM225 107V108H226ZM259 107V106H257ZM256 107V108H257ZM264 107V106H263ZM20 108V107H19ZM23 108V107H22ZM29 108V107H28ZM26 108V109H28ZM60 108V107H59ZM115 108V106H114ZM117 108V107H116ZM115 108V110H116ZM126 108V107H125ZM132 109V107H129V109ZM136 108V106L134 107ZM163 108V107H162ZM183 108V107H181ZM187 108V107H186ZM185 108V109H186ZM243 108H245L243 106ZM255 108V109H256ZM7 109L6 112L9 110ZM32 109V108H31ZM38 109V108H37ZM54 109V108H53ZM111 109V108H109ZM118 109V108H117ZM138 109V108H137ZM160 109V106H159ZM201 109V108H200ZM199 109V110H200ZM230 109V108H229ZM228 109V110H229ZM246 109V108H245ZM39 110V109H38ZM112 110V109H111ZM121 108L119 109V113H120ZM225 109H223L221 111V115H224ZM234 110V109H233ZM236 110V109H235ZM264 110V109H263ZM20 111V109H19ZM28 111H32V110H28ZM41 111V110H40ZM62 111V109H61ZM64 111V110H63ZM97 111V110H96ZM114 111V110H113ZM124 111V110H123ZM133 112V110H131ZM140 111V110H139ZM141 111V112H143ZM165 111V110H164ZM171 111V110H169ZM193 111V110H192ZM196 111V110H195ZM201 111V110H200ZM219 111V110H218ZM246 111V110H245ZM259 111V110H258ZM9 112V111H8ZM27 112V113H30ZM39 112V111H38ZM45 112V111H44ZM58 112V111H57ZM126 112V110H125ZM124 112V113H125ZM129 112V111H127ZM126 112V113H127ZM140 112V113H141ZM158 112H160V110H158ZM240 112V113H239ZM262 112V110H261ZM60 113V112H59ZM116 113V112H115ZM136 113V112H135ZM176 113V112H175ZM183 113V112H182ZM199 113V112H198ZM201 113V112H200ZM199 113V115H200ZM232 113V112H230ZM21 114V113H20ZM23 114V113H22ZM33 113H31L32 115ZM46 114V113H45ZM58 114V113H57ZM110 114V113H109ZM112 114V113H111ZM118 114V113H117ZM128 114V113H127ZM131 114V113H130ZM160 115V113H158ZM158 114L156 116H158ZM165 114V112L163 113ZM169 114V113H168ZM181 114V113H180ZM190 114V113H189ZM193 114V113H192ZM219 114V113H218ZM262 114V113H261ZM26 115V114H25ZM30 115V116H31ZM44 115V113H43ZM67 115V114H66ZM69 115V114H68ZM143 115V113H142ZM145 115V114H144ZM162 115V114H161ZM179 115V114H178ZM184 116V113L182 114ZM198 115V116H199ZM226 115V114H225ZM224 115V116H225ZM7 116V117H8ZM38 116V115H37ZM59 116V115H58ZM57 116V117H58ZM128 116V115H125ZM154 116V119H156ZM191 116V115H190ZM201 116V115H200ZM199 116V117H200ZM144 117V116H143ZM150 117V116H149ZM229 117V118H230ZM37 118V117H36ZM34 117V119H36ZM42 118V117H41ZM49 118V117H48ZM52 118V116H51ZM101 118V116L99 117V119ZM104 118V117H102ZM102 118L100 119L102 121ZM134 118V117H133ZM136 118V117H135ZM134 118V119H135ZM138 118V117H137ZM148 118V117H147ZM151 118V117H150ZM160 118V117H159ZM179 118V117H178ZM183 118V117H182ZM192 118V117H191ZM226 118H228L226 116ZM230 118V119H231ZM55 119V118H54ZM105 119V118H104ZM176 119V118H175ZM197 119V118H196ZM199 119V118H198ZM225 119V118H224ZM263 119V118H261ZM44 120V119H42ZM58 120H60L58 118ZM98 120V118H97ZM96 120V121H97ZM106 120V119H105ZM129 120V119H128ZM147 120V119H146ZM145 120V121H146ZM157 120V119H156ZM222 120V119H221ZM227 120V119H225ZM224 120V121H225ZM229 120V119H228ZM6 121V120H5ZM4 121V122H5ZM9 121V120H8ZM37 121V120H36ZM137 121V120H136ZM180 121V120H177ZM182 121V119H181ZM222 121V122H224ZM258 121V119L256 120V122ZM35 122V121H34ZM60 122V121H59ZM100 122V121H99ZM104 122V121H102ZM149 122V121H148ZM191 122V123H190ZM224 122V123H226ZM6 123V122H5ZM4 123V126H5ZM44 123V122H43ZM46 123V122H45ZM54 123V121H53ZM145 123V122H144ZM150 123V122H149ZM157 123V122H156ZM156 123L153 124V126H156ZM160 123V122H159ZM181 123V122H180ZM183 123V122H182ZM214 123H216L214 121ZM3 124V123H2ZM50 124V123H49ZM140 124V123H139ZM147 124V121H146ZM152 124V123H151ZM40 125V124H39ZM55 125V124H54ZM145 125V124H144ZM143 125V126H144ZM160 125V124H158ZM6 126L8 127L7 123ZM59 126V125H58ZM99 126V125H98ZM150 125H148L149 127ZM180 126V125H179ZM7 127H4L7 129ZM38 127V126H37ZM55 127V126H54ZM71 127V126H70ZM134 127V125H133ZM152 127V126H151ZM262 127V126H261ZM2 128V127H1ZM34 128V127H33ZM32 128V129H33ZM40 128V127H39ZM44 128V127H42ZM52 128V127H51ZM105 128V127H104ZM110 128V127H109ZM135 128V127H134ZM150 128V127H149ZM162 128V127H161ZM167 128V127H166ZM181 128V127H180ZM259 128V127H258ZM5 129V130H6ZM35 129V128H34ZM61 129V128H60ZM94 129V128H93ZM106 129V128H105ZM171 129V128H169ZM1 130V129H0ZM38 130V128H37ZM40 130V129H39ZM45 130V129H44ZM98 130V129H97ZM104 130V129H103ZM7 131V130H6ZM36 131V130H35ZM41 131V130H40ZM118 131V130H117ZM1 132V131H0ZM39 132V131H38ZM36 132V134H39ZM45 132V131H44ZM35 133V132H34ZM171 133V132H170ZM175 133V132H174ZM173 133V134H174ZM263 133V132H262ZM6 134V135H8ZM51 134V133H50ZM91 134V133H90ZM134 134V135H135ZM186 134V133H184ZM4 135V134H3ZM49 135V134H48ZM51 136V135H50ZM102 136V135H101ZM4 137V136H3ZM8 137V136H7ZM19 137V136H18ZM19 137V138H20ZM122 137V136H121ZM5 138V137H4ZM9 138V139H10ZM38 138V137H36ZM44 138V137H43ZM136 138V137H135ZM18 139V138H17ZM163 139V140H162ZM35 140V139H34ZM2 142V141H1ZM33 142V141H32ZM31 143V141L29 142ZM28 143V144H29ZM36 143V141H35ZM70 143V142H69ZM98 143V142H97ZM26 144V145H28ZM33 144V143H31ZM30 144V145H31ZM53 144V143H52ZM61 144V143H60ZM35 145V144H34ZM37 145V144H36ZM91 145V144H90ZM77 146V145H76ZM8 147V146H7ZM29 148V146H27ZM26 147V148H27ZM71 147V146H70ZM34 148H36L34 146ZM130 148V147H129ZM2 149V147H1ZM14 149V150H15ZM60 149V148H59ZM9 150V149H7ZM16 150V151H17ZM25 150V151H24ZM79 150V149H78ZM96 150V149H95ZM132 150V152H133ZM45 151V150H43ZM55 151V150H54ZM62 151V150H61ZM98 151V150H97ZM96 151V152H97ZM102 151V150H101ZM7 152V151H6ZM46 152V151H45ZM26 153V152H25ZM33 153V152H32ZM38 153V152H37ZM53 153V152H52ZM100 153V152H99ZM107 153V152H106ZM123 153V152H122ZM130 153V152H129ZM50 154V153H49ZM112 154V153H111ZM116 154V153H115ZM2 155V154H1ZM41 155V154H39ZM45 155H48L47 153ZM80 155V154H79ZM95 155V153H94ZM118 155V154H117ZM131 155V154H130ZM3 156V155H2ZM6 156V155H5ZM8 156V154H7ZM51 156V155H50ZM60 155H58L57 157H59ZM85 156V155H84ZM93 156V154H92ZM98 156V155H97ZM109 156V155H108ZM107 156V157H108ZM116 156V155H115ZM126 156V155H125ZM124 156V157H125ZM129 156V155H128ZM133 156V154L131 155V157ZM133 156V157H134ZM1 157V156H0ZM30 157V156H29ZM28 157V158H29ZM35 157V156H34ZM46 157V156H45ZM134 157V158H135ZM6 158V157H5ZM9 158V157H8ZM28 158H20L22 160L20 161H15L13 160L12 165L10 166V168H7L8 172L10 173V181H7V185H10V189H11V194L9 192V195L12 201V203L10 204V202H8L6 198L3 199V190L4 188H0V223H7L9 224V221L13 223V221L15 222V219H17V215H16V211L17 212H24V213H30L31 210L33 209V204H34V199H32L29 195V197L26 196V194H24V189L29 187V180L28 177L27 180L24 179L22 176L25 175L23 173H29L26 170H28L29 166H30V160ZM40 158V157H39ZM51 158V157H50ZM60 158V157H59ZM106 158V157H105ZM112 158V157H111ZM120 158V157H119ZM127 158V156H126ZM230 158H233L234 160L232 161ZM45 159V158H44ZM43 159V160H44ZM55 159V158H54ZM90 159V158H89ZM255 160L258 163V166L256 167V179L254 180L253 178L250 177L249 174V169L248 170V161L247 160ZM18 160V159H17ZM33 160V158H32ZM39 160V159H38ZM46 160V159H45ZM52 160V159H51ZM101 160V159H100ZM150 160V161H151ZM249 160V161H250ZM10 161V160H9ZM47 161V160H46ZM45 161V162H46ZM49 161V160H48ZM93 161V159H92ZM122 161V160H121ZM136 161V162H137ZM52 162V161H51ZM62 162V161H61ZM66 162V161H65ZM68 162V161H67ZM123 162V161H122ZM129 162V161H128ZM134 162V161H133ZM135 162V165H136ZM145 162V160H144ZM252 162V161H251ZM5 163V162H4ZM40 163V162H39ZM43 163V162H42ZM56 163V162H55ZM74 163V162H73ZM147 163V162H146ZM152 162H150L151 164ZM254 163V162H253ZM1 164V163H0ZM47 164V163H46ZM93 164V163H92ZM96 164V163H95ZM125 164V162H124ZM130 164V162H129ZM143 164V163H142ZM9 165V164H8ZM7 165V166H8ZM34 165V164H32ZM66 165V164H65ZM69 165V164H68ZM72 165V164H70ZM118 165V164H117ZM121 165V164H120ZM256 165V164H254ZM1 166V165H0ZM3 166V165H2ZM64 165L62 164V167ZM67 166V165H66ZM75 166V165H74ZM92 166V165H91ZM123 166V165H121ZM128 167V165H126ZM125 167H121V169H119V174L120 177H125L127 174V168ZM139 166V164H138ZM152 166V165H151ZM252 166V165H251ZM34 167V166H33ZM54 167V165H53ZM69 167V166H67ZM89 167V166H88ZM99 167V166H98ZM147 167V166H146ZM37 168V167H36ZM55 168V167H54ZM101 168V167H100ZM108 168V167H107ZM148 168V167H147ZM146 168V169H147ZM155 168V167H153ZM33 168L31 167L30 171ZM49 169V168H47ZM51 169V168H50ZM57 169V168H56ZM70 169V168H69ZM91 169V168H90ZM114 169V168H113ZM145 169V168H144ZM149 169V168H148ZM151 169V167H150ZM34 170V169H33ZM32 170V172H33ZM41 170V169H40ZM46 170V169H45ZM106 170V169H105ZM6 171V170H5ZM25 171V172H24ZM51 171V170H50ZM66 171V170H65ZM75 171V170H74ZM103 171V170H102ZM139 171V170H138ZM148 171V170H147ZM150 171V170H149ZM56 172V171H55ZM100 172V171H98ZM152 172V171H151ZM44 173V172H43ZM42 173V174H43ZM139 173V172H138ZM3 174V172H2ZM23 174V175H22ZM26 174V175H27ZM30 174V173H29ZM40 174V173H39ZM129 174V173H128ZM135 174V173H133ZM251 174H252V170H251ZM1 175V174H0ZM46 175V172H45ZM85 175V174H84ZM104 175V174H103ZM107 175V174H106ZM105 175V176H106ZM110 175V174H109ZM151 175V174H150ZM154 175V174H153ZM152 175V176H153ZM253 175V174H252ZM9 176V175H8ZM34 176V175H33ZM64 176V175H63ZM94 176V175H93ZM102 176V175H101ZM113 176V175H112ZM129 176V175H127ZM136 176V175H135ZM235 176V177H236ZM2 177V176H1ZM39 177V176H38ZM41 177V174H40ZM99 177V176H98ZM154 177V176H153ZM233 177V176H232ZM237 177V178H238ZM254 177V175H253ZM4 178V176H3ZM108 178V177H107ZM119 178V176L117 177V179ZM126 178V177H125ZM129 178V177H128ZM131 178V177H130ZM133 178V177H132ZM255 178V177H254ZM1 179V178H0ZM66 179V178H65ZM104 179V178H103ZM116 179V180H117ZM121 179V178H120ZM124 178H122L123 180ZM64 180V179H63ZM119 180V179H118ZM132 180V179H131ZM150 180V179H149ZM66 181V180H65ZM112 181V180H111ZM114 181V180H113ZM121 181V180H119ZM126 181V180H125ZM137 181V180H136ZM135 181V182H136ZM127 182V181H126ZM130 182V181H129ZM134 182V183H135ZM142 182V180H141ZM2 183V182H1ZM4 183V182H3ZM45 183V182H44ZM67 183V182H65ZM145 183V181H144ZM36 184V183H34ZM117 184L119 185L120 182ZM125 184V183H124ZM136 184V183H135ZM209 184V183H207ZM234 184V183H233ZM5 185V187L7 186ZM204 185V184H203ZM1 186V185H0ZM34 186V185H33ZM120 186V185H119ZM206 186V184H205ZM234 186V185H233ZM244 186V185H243ZM246 186V185H245ZM36 187V186H35ZM39 187V186H38ZM68 187V186H67ZM70 187V186H69ZM73 187V186H72ZM76 187V186H75ZM107 187V186H106ZM134 187V186H133ZM140 187V186H139ZM157 187L156 190L160 189L159 191H155V188ZM204 187V186H203ZM8 188V186H7ZM112 188V187H111ZM115 188V187H113ZM119 188V187H118ZM124 188L125 185H124ZM141 188V187H140ZM183 188H185V190L187 189L189 191L188 194L182 193ZM200 188L202 190H200ZM214 188V189H215ZM6 189V188H5ZM145 189H147L145 187ZM213 189V188H212ZM235 189V188H234ZM241 189V188H240ZM8 190V189H7ZM24 190V191H23ZM51 190V189H50ZM118 190V189H117ZM120 190V189H119ZM183 191V192H188V191ZM262 190V189H261ZM28 191V190H27ZM77 191V190H76ZM108 191V190H107ZM116 191V190H114ZM132 191V190H131ZM245 191V190H244ZM26 192V191H25ZM40 192V191H39ZM45 192V191H44ZM80 192V191H79ZM104 192V191H103ZM121 192V191H120ZM135 192V190H134ZM137 192V191H136ZM215 192V191H214ZM249 192V191H248ZM247 192V193H248ZM262 192V191H261ZM264 192V191H263ZM5 194L8 192H4ZM30 193V192H28ZM34 193V191H33ZM41 193V192H40ZM43 193V192H42ZM113 193V192H112ZM118 193V192H117ZM116 193V194H117ZM225 193V192H224ZM246 193V192H245ZM32 194V192L30 193ZM77 194V193H76ZM103 194V193H102ZM121 194V193H120ZM133 194V193H132ZM186 194V195H185ZM208 194V193H207ZM211 194V193H210ZM213 194V193H212ZM211 194V195H212ZM216 194V193H214ZM219 194V193H218ZM227 194V193H226ZM231 194V193H230ZM240 194V193H239ZM249 194V193H248ZM263 194V193H262ZM33 195V194H32ZM48 195V194H47ZM66 195V193H65ZM78 195V194H77ZM118 195V194H117ZM145 195V194H144ZM209 195V194H208ZM223 195V194H221ZM251 195V194H250ZM110 196V195H108ZM113 196V195H112ZM115 196V195H114ZM167 196V194L165 195ZM170 196V195H169ZM225 196V195H224ZM222 196V197H224ZM232 196V195H231ZM8 197V196H6ZM35 197V196H34ZM44 197V196H43ZM70 197V196H69ZM72 197V196H71ZM76 197V196H75ZM82 197V196H81ZM139 197V196H138ZM141 197V196H140ZM174 197V196H173ZM207 197V196H206ZM209 197V196H208ZM220 197V196H219ZM237 197V196H236ZM261 197V196H260ZM104 198V197H103ZM162 198V197H161ZM233 198V197H232ZM62 199V198H61ZM219 199V198H218ZM218 199L216 200L218 202ZM228 199V198H227ZM259 199V198H258ZM45 200V199H44ZM116 200V199H115ZM120 200V199H119ZM122 200V199H121ZM127 200V197H126ZM133 200V199H132ZM221 200V199H220ZM225 200V197L224 199ZM238 200V199H237ZM242 200V199H241ZM10 201V200H9ZM103 201V200H102ZM107 201V200H106ZM118 201V200H117ZM206 201V200H205ZM204 201V202H205ZM233 201V200H232ZM38 202V201H37ZM93 202V200H92ZM101 202V201H100ZM105 202V200H104ZM116 202V201H115ZM123 202V201H122ZM122 202H117L111 205V210L113 212H111L110 208V212L108 213V216L105 217V214H101L100 218H101V223L102 225L105 227V231H107V239L109 240V244L112 248H118L120 249L121 247L125 246L126 244L130 243V241H132L134 238H136L138 235L137 233L141 232L143 234H147L149 236H159V234L161 235L162 233V228L159 226L160 224H158V226H155V224L153 225V227H149L148 224H145V222L147 221H139L137 218V215L133 214L132 212H128V205H127V209H126V204L123 205ZM127 202V201H126ZM136 202V201H135ZM130 203V202H129ZM152 203V204H151ZM220 203V201H219ZM256 203V202H255ZM10 204V205H9ZM44 204V203H43ZM61 204V203H60ZM82 204V203H81ZM90 204V203H89ZM96 204V203H95ZM134 204V203H133ZM141 204V203H140ZM151 204V205H150ZM215 204V203H214ZM222 205V202L220 203ZM234 204V202H233ZM38 205V204H37ZM45 205V204H44ZM43 205V206H44ZM94 205V204H93ZM105 205V204H104ZM135 205V204H134ZM210 205V204H209ZM219 205V204H218ZM224 205V204H223ZM231 205V204H230ZM235 205V204H234ZM237 205V203H236ZM263 205V204H262ZM42 206V208H43ZM51 206V205H50ZM153 206V205H152ZM163 206V205H162ZM193 206V205H192ZM206 206V205H205ZM48 207V206H46ZM45 207V208H46ZM89 207V206H88ZM131 207H134L133 205H131ZM140 207V205H139ZM157 207V206H155ZM173 207V206H172ZM209 207V206H208ZM215 207V206H214ZM217 207V206H216ZM222 207V206H221ZM233 207V206H232ZM16 208V209H15ZM91 208V207H90ZM102 208V207H101ZM100 208V209H101ZM135 208V207H134ZM166 208V207H165ZM256 207L254 206V204H250V202H246V200L242 201V203H238V206H236L235 208V213L237 214V218L235 222H231V225L225 226H220L219 228L222 231L223 234V238L224 240H233L235 237L238 238L237 236L239 235H243L244 233L251 235V239H249L252 243V248L250 247V245H248L251 248V251L253 254L258 253L257 251H255V247H257L259 245V239L256 233L257 231V227L253 228L250 227L247 223V219H249V217H253L251 215L253 214H257L255 209ZM37 208L35 207V209H33L34 211ZM99 209V210H100ZM104 209V208H103ZM107 209V206H106ZM131 209V208H130ZM129 209V210H130ZM133 209V208H132ZM139 209V208H138ZM137 209V210H138ZM141 209V208H140ZM193 209V208H192ZM198 209V208H197ZM259 209V208H258ZM42 210V209H41ZM44 210V209H43ZM46 210V209H45ZM105 210V209H104ZM159 209L157 208V211ZM161 210V209H160ZM166 210V209H165ZM172 210V209H171ZM216 213L217 210H219L218 208L215 209ZM221 210V209H220ZM228 210V209H227ZM230 210V209H229ZM262 210V209H261ZM49 211V210H48ZM97 211V210H96ZM106 211V210H105ZM162 211V210H161ZM169 211V210H168ZM196 211V210H195ZM233 211V210H232ZM39 212V211H38ZM46 212V211H45ZM53 212V211H52ZM68 212V211H67ZM92 212V211H91ZM99 212V211H98ZM134 212V211H133ZM175 212V211H174ZM184 212V211H183ZM192 212H194L192 210ZM203 212V211H202ZM214 212V211H213ZM221 212V211H220ZM219 212V213H220ZM229 212V211H228ZM260 212V211H259ZM262 212V211H261ZM264 212V211H263ZM40 213V212H39ZM136 213V211H135ZM143 213V214H144ZM191 213V212H189ZM45 214V213H44ZM51 214V213H50ZM89 214V213H88ZM98 214V213H97ZM130 214H132V217L130 216ZM145 214V215H146ZM173 214V213H172ZM176 214V213H175ZM182 214V213H181ZM255 214V215H256ZM264 214V213H263ZM36 215V213H35ZM38 215V214H37ZM47 215V214H46ZM107 215V214H106ZM142 217V213L140 214ZM166 215V214H165ZM86 216V215H85ZM99 216V215H98ZM163 216V215H162ZM179 216V215H178ZM177 216V217H178ZM191 216V215H190ZM189 216V217H190ZM202 216V215H201ZM206 216V215H205ZM24 217V216H23ZM34 217V216H33ZM45 217V216H44ZM131 217V218H130ZM140 217V216H139ZM145 218V216H143ZM155 217V216H154ZM161 217V215H160ZM164 217V216H163ZM166 217V216H165ZM173 217V216H172ZM171 217V218H172ZM197 217V216H196ZM218 217V216H217ZM257 217V216H255ZM87 218V217H86ZM148 218V217H147ZM168 218V217H166ZM187 218V217H186ZM223 218V217H222ZM228 218V217H227ZM47 219V218H46ZM264 219V218H263ZM98 220V219H97ZM179 220V219H178ZM255 220V219H253ZM20 221V220H19ZM18 221V222H19ZM90 221H92L90 219ZM150 221V220H149ZM155 221V220H154ZM180 221V220H179ZM189 221V220H188ZM232 221V219H231ZM252 221V220H251ZM249 221V222H251ZM159 222V221H158ZM164 222V221H163ZM175 222V221H174ZM258 222V221H257ZM11 223V224H12ZM20 223V222H19ZM25 223V222H23ZM22 223V224H23ZM35 223V221H34ZM93 223V222H92ZM99 223V222H98ZM99 223V224H101ZM161 223V222H159ZM168 223V222H167ZM190 223V222H189ZM188 223V224H189ZM202 223V222H201ZM191 224V223H190ZM189 224V225H190ZM221 224V223H220ZM4 225V224H3ZM152 225V224H150ZM166 225V224H165ZM179 225V224H178ZM196 225V224H194ZM251 225V224H250ZM255 225V223H254ZM253 225V226H254ZM261 225V224H260ZM8 226V225H7ZM101 226V225H100ZM148 226V227H147ZM155 226V227H154ZM192 226V225H191ZM200 226V225H199ZM219 226V224H218ZM87 227V226H86ZM85 227V228H86ZM142 227V228H141ZM187 227H189L187 225ZM193 227V230L194 226ZM189 227V228H192ZM198 227V226H197ZM4 228V226H3ZM8 228V227H7ZM21 228V227H20ZM28 228V227H27ZM32 228V227H31ZM31 228H28L31 229ZM40 228V227H39ZM83 228V227H82ZM141 228V229H140ZM174 228V227H173ZM263 228V227H262ZM26 229V228H25ZM102 229V228H101ZM12 230V229H11ZM19 230V229H17ZM182 230V229H181ZM192 230V229H191ZM207 230V228H206ZM217 227L214 224H210L209 228H208V239L211 240L214 238V236H216V231H217ZM261 231V229H259ZM7 231V230H6ZM20 231V230H19ZM104 231V230H103ZM195 231V230H194ZM197 231V230H196ZM199 231V229H198ZM205 231V230H204ZM27 232V231H26ZM34 232V231H33ZM140 232V233H141ZM167 232V231H166ZM263 232V231H262ZM11 233V232H10ZM91 232H88V234ZM103 233V232H102ZM106 233V232H104ZM139 233V234H140ZM141 233V234H142ZM164 233V231H163ZM168 233V232H167ZM191 233V232H190ZM206 233V232H205ZM16 234V233H15ZM28 234V232H27ZM32 234V233H31ZM172 234V233H171ZM170 234V236H171ZM187 234V233H186ZM189 234V233H188ZM194 234V232H193ZM260 234V233H259ZM163 235V234H162ZM166 235V234H165ZM221 235V234H220ZM219 235V236H220ZM255 235V236H252ZM8 236V235H7ZM11 236V235H10ZM142 236V235H139ZM177 236V235H176ZM179 236V235H178ZM23 237V236H22ZM28 237V236H27ZM156 237V238H157ZM181 237V236H180ZM179 237V238H180ZM186 237V236H185ZM241 237V236H240ZM253 237V238H252ZM17 238V237H16ZM20 238V237H19ZM104 238V237H103ZM159 238V237H158ZM160 238L162 239V236H160ZM159 238V239H160ZM190 238V237H188ZM196 238V237H195ZM235 238V239H236ZM245 238V237H244ZM262 238V237H260ZM138 239V238H137ZM164 239V238H163ZM207 239V238H206ZM234 239V240H235ZM264 239V238H263ZM4 240V239H3ZM150 240V239H149ZM233 240V241H234ZM262 240V239H261ZM14 241V240H13ZM18 241V239H17ZM94 241V240H93ZM102 241V240H101ZM107 241V240H106ZM161 241V240H160ZM168 241V240H167ZM198 241V240H197ZM213 241V240H212ZM249 241V243H250ZM33 242V241H32ZM87 242V241H86ZM136 242V240L134 241ZM139 242V241H138ZM208 242V240H207ZM216 242V241H215ZM248 242V241H247ZM246 242V243H247ZM31 243V242H30ZM100 243V242H99ZM159 243V242H158ZM161 243V242H160ZM166 243V242H165ZM197 243V242H196ZM226 243V242H225ZM250 243V244H251ZM101 244V243H100ZM99 244V245H100ZM138 244V243H137ZM142 244L144 246L148 245V243H146V241H142ZM157 244V243H156ZM163 244V243H162ZM182 244V243H181ZM262 244V243H261ZM28 245V244H27ZM103 245V244H102ZM132 245V244H131ZM136 245V244H135ZM140 245V243L138 244ZM155 245V244H154ZM177 245V244H176ZM179 245V244H178ZM184 245V244H183ZM209 245V244H208ZM241 245V244H240ZM191 246V245H190ZM221 246V245H220ZM233 246V245H232ZM231 246V247H232ZM247 246V247H248ZM17 247V246H16ZM130 247V245H129ZM133 247V245H132ZM148 247V246H147ZM153 247V246H152ZM156 247V245H155ZM180 247V246H179ZM179 247H176L177 250H179ZM186 248V245L183 246ZM205 247V246H204ZM224 247V246H223ZM259 247V246H258ZM262 247V246H261ZM82 248V247H81ZM144 248V247H143ZM142 248V249H143ZM172 248V247H171ZM174 248V247H173ZM184 248V249H185ZM188 248V247H187ZM192 248V247H191ZM207 248V247H206ZM237 247L234 248V250ZM16 249V248H15ZM106 249V248H105ZM110 249V248H109ZM129 249V248H126ZM125 249V251H126ZM136 249V248H134ZM164 249V248H163ZM167 249V248H166ZM190 249V247H189ZM228 249V248H227ZM98 250V249H97ZM123 250V249H122ZM141 250V249H140ZM146 250V249H145ZM144 250V251H145ZM159 250V249H158ZM162 250V249H161ZM159 250V251H161ZM182 250V249H181ZM188 250V249H185ZM196 250V249H195ZM214 250V249H212ZM218 250V249H217ZM243 250V249H242ZM245 250V249H244ZM249 250V249H248ZM259 250V249H258ZM262 250V249H261ZM118 251V250H117ZM124 251V250H123ZM122 251V252H123ZM124 251V252H125ZM132 251V250H131ZM138 251V249H137ZM165 251V250H164ZM167 251V250H166ZM173 251V250H172ZM260 251V250H259ZM15 252V251H14ZM114 252V251H113ZM149 252V251H148ZM152 252V251H151ZM178 252V251H177ZM183 252H186L183 250ZM190 252V250H189ZM192 252V250H191ZM204 252V251H203ZM210 252V250L208 251ZM250 252V251H249ZM5 253V252H4ZM17 253V252H16ZM115 253V252H114ZM126 253V252H125ZM147 253V252H146ZM171 253V251H170ZM187 253V252H186ZM236 253L238 254V256H240L241 259L244 258V261H246L245 257L246 256H241L240 252L236 251ZM128 254V253H127ZM174 254V253H173ZM180 254V253H178ZM188 254V253H187ZM191 254V253H190ZM222 254V253H221ZM247 253V262L248 264H257V260L258 255L254 256ZM2 255V254H1ZM114 255V254H113ZM150 255V254H149ZM163 255V254H162ZM169 255V254H168ZM172 255V254H171ZM246 255V254H245ZM111 256V255H110ZM115 256V255H114ZM113 256V257H114ZM152 256V255H151ZM175 256V255H174ZM187 256V255H186ZM261 256V255H260ZM50 257V256H49ZM57 257V256H56ZM106 257V256H105ZM123 257V256H122ZM130 257V256H128ZM154 257V256H153ZM189 257V256H188ZM193 257V256H192ZM196 257V256H195ZM108 258V256H107ZM106 258V259H107ZM110 258V257H109ZM118 258V257H117ZM136 258V257H135ZM182 258V257H181ZM199 258V257H198ZM21 259V258H20ZM31 259V258H30ZM101 259V257H100ZM114 259V258H113ZM122 259V258H121ZM127 259V258H126ZM138 259V258H137ZM87 260V259H86ZM111 260V259H110ZM117 260V259H115ZM225 260V259H224ZM224 260H220L219 264H228L226 263ZM240 259H238L239 261ZM30 261V260H29ZM89 261V260H88ZM87 261V262H88ZM127 261V260H126ZM132 261V259H131ZM136 261V260H135ZM192 261V260H191ZM227 261V260H226ZM233 261V260H232ZM66 262V261H65ZM94 262V261H93ZM115 262V261H114ZM120 262V261H119ZM240 262V261H239ZM246 262V263H247ZM60 263V262H59ZM107 263V262H105ZM111 263V262H110ZM122 263V262H121ZM137 263V262H136ZM195 263V262H194ZM218 263V262H217ZM96 264V263H95ZM118 264V263H117ZM186 264V262H185ZM234 264V263H233Z\"/></svg>",
	"mask_w": 264,
	"mask_h": 264
}]
</instances>
